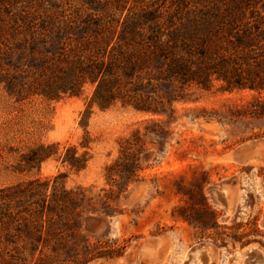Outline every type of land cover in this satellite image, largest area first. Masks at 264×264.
Instances as JSON below:
<instances>
[{
	"label": "rangeland",
	"instance_id": "rangeland-1",
	"mask_svg": "<svg viewBox=\"0 0 264 264\" xmlns=\"http://www.w3.org/2000/svg\"><path fill=\"white\" fill-rule=\"evenodd\" d=\"M140 1V6L161 10L178 5V0ZM209 1L214 0H197L192 7L201 9ZM246 3L254 10L264 7V0ZM44 11L57 9L43 0H0V63L18 64V69L8 64L3 69L25 84L20 97L0 85V192L32 183L37 193L32 202H41L53 193L60 197L64 189L82 197L81 189L85 198L69 219L79 222L81 228L74 232L87 238L89 249L83 248L82 239L71 237L72 230L55 227L64 238L59 256L41 245L32 257L31 239L16 232L24 226L18 222L0 237V264H12V255L30 264H75L72 258L76 264H193L201 248L208 250V264H245L250 246L262 254L254 264H264V112H246L256 93L224 92L217 82L208 91L194 87L185 101L173 105L170 117L145 115L121 104L107 111L93 105L84 128L93 86L86 85L79 97L61 100H48L28 88L33 80L25 72L27 61L41 55L30 52L24 43L25 37L31 42L29 34L24 27L18 28L20 34L14 31V20ZM38 23H33L37 29ZM151 121L164 126L167 138L149 139L147 147L156 153L149 167L143 164L145 170L128 190L118 195L114 187L115 194L106 201L111 188L106 167L119 156V141L137 129L144 132ZM41 147H53L51 156L26 169L23 158H36L31 154ZM68 149L76 157L87 153L84 170L64 162ZM215 186L226 189L228 212L213 200Z\"/></svg>",
	"mask_w": 264,
	"mask_h": 264
},
{
	"label": "trees",
	"instance_id": "trees-1",
	"mask_svg": "<svg viewBox=\"0 0 264 264\" xmlns=\"http://www.w3.org/2000/svg\"><path fill=\"white\" fill-rule=\"evenodd\" d=\"M43 1L57 11L20 15L14 20V31L19 33L18 28L24 27L23 33L29 34L31 42L25 37L24 43L30 52L41 55L27 61L25 72L33 80L28 88L48 100H61L79 97L86 85L93 86L81 123L84 128L93 105L107 111L121 104L145 115L170 117L173 105L185 101L190 89L208 91L215 82L221 83L224 92H255L246 112H264V7L254 10L246 0H214L201 9L192 7L197 0H178L177 7L168 10L140 6V0ZM37 21L38 29L33 24ZM3 64L19 68L7 60ZM6 65L0 63V85L20 97L25 84L3 69ZM167 135L162 124L151 121L144 132L137 129L119 141V156L106 167L111 187L106 201L115 194L114 187L118 195L126 192L145 170L143 164L149 167L156 155L147 147L149 139L161 140ZM160 145L163 151V143ZM52 148L33 151L34 159L25 156L24 167L39 165L51 156ZM74 152L68 149L64 162L79 172L87 166V153L76 157ZM35 190L31 183L0 192V237L9 233L10 225L23 222V230H15L31 239V256L43 245L58 257L64 238L55 227H64L73 231L71 237L82 239L88 250L87 238L74 232L81 228L79 222L69 219L84 200V192L79 189V197L78 192L64 189L60 197L53 193L49 199L32 202ZM63 208L69 214L62 215ZM45 222L48 238L41 231ZM11 257L12 264H30L22 257ZM70 261L78 262L76 258Z\"/></svg>",
	"mask_w": 264,
	"mask_h": 264
},
{
	"label": "water",
	"instance_id": "water-1",
	"mask_svg": "<svg viewBox=\"0 0 264 264\" xmlns=\"http://www.w3.org/2000/svg\"><path fill=\"white\" fill-rule=\"evenodd\" d=\"M263 188H264V179L261 182ZM211 195L213 200L222 206L224 209L229 208L228 207V199L226 196V189L223 186H215L211 189ZM261 226L264 228V214L261 220ZM250 252H244L245 256V264H254L258 258L262 259V254L255 246H250ZM201 252V264H208L210 261V257L207 254L208 250L206 248L197 249V252ZM257 258V259H255ZM263 261V260H262ZM264 262V261H263Z\"/></svg>",
	"mask_w": 264,
	"mask_h": 264
},
{
	"label": "bare ground",
	"instance_id": "bare-ground-1",
	"mask_svg": "<svg viewBox=\"0 0 264 264\" xmlns=\"http://www.w3.org/2000/svg\"><path fill=\"white\" fill-rule=\"evenodd\" d=\"M229 208H226L225 210L228 212L229 210H228ZM246 252H250V250H247ZM245 252V253H246ZM244 258H245V256H244ZM243 258V259H244ZM242 263H244V262H242ZM193 264H201V253H198L197 254V259H196V261H195V263H193ZM258 264H260V263H258ZM263 264V263H262Z\"/></svg>",
	"mask_w": 264,
	"mask_h": 264
},
{
	"label": "flooded vegetation",
	"instance_id": "flooded-vegetation-1",
	"mask_svg": "<svg viewBox=\"0 0 264 264\" xmlns=\"http://www.w3.org/2000/svg\"><path fill=\"white\" fill-rule=\"evenodd\" d=\"M250 250V249H249Z\"/></svg>",
	"mask_w": 264,
	"mask_h": 264
}]
</instances>
